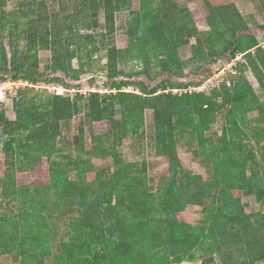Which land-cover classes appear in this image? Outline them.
Returning <instances> with one entry per match:
<instances>
[{
	"label": "trees",
	"instance_id": "1",
	"mask_svg": "<svg viewBox=\"0 0 264 264\" xmlns=\"http://www.w3.org/2000/svg\"><path fill=\"white\" fill-rule=\"evenodd\" d=\"M8 1L0 0V74L29 80L42 90L18 88L12 120L0 103V195L19 202L16 218H0V255L17 250L21 264H43L45 256L51 257L50 264H169L197 252L201 264L263 263L264 213L247 212L235 194L241 191L264 204V175L246 142L254 138L264 151V121L247 131L249 112L264 116V48L238 0H187L200 3L205 27H199L188 5L176 0H138L137 9L132 0H80L75 13L85 15L77 25L68 22L70 14L50 10L44 0H15L16 7L6 11ZM257 3L264 15V0ZM123 10L129 14L127 45L121 48L108 36L116 30L115 13ZM99 26L103 31L95 34ZM258 27L264 30V24ZM184 45L190 46V61L198 63L194 70L181 59ZM101 47L109 91L76 92L72 98L48 93L47 71L78 79L94 70L93 57ZM40 49L51 51L49 63H40ZM238 54L245 62H238L236 72L208 93L189 90L198 83L178 80ZM74 58L77 68L71 64ZM159 74L169 76L153 86L115 80L144 75L153 81ZM125 86L135 90H123ZM147 110L155 152L166 162V171L155 175L154 189L146 162L127 160L118 149L129 133L140 131ZM222 111L220 134L210 132ZM79 113L105 129L96 132L89 125L92 147L87 149L80 124L72 152L63 153L57 146L60 122ZM180 138L196 143L190 153L211 164L210 179L184 170L177 151ZM54 154L62 159L53 160ZM102 158L112 159L111 171L96 169L94 160ZM44 159L48 182L18 183V172L33 171ZM208 197L213 203L204 206ZM190 204L202 206L197 224L177 218ZM63 217L68 218V238L52 253L50 238Z\"/></svg>",
	"mask_w": 264,
	"mask_h": 264
},
{
	"label": "rangeland",
	"instance_id": "2",
	"mask_svg": "<svg viewBox=\"0 0 264 264\" xmlns=\"http://www.w3.org/2000/svg\"><path fill=\"white\" fill-rule=\"evenodd\" d=\"M47 3V6L51 9L62 11L66 14H70L68 17V22L73 24H80V19L84 17L85 14L83 12L75 13V5L80 0H44ZM180 5H184L186 0H176ZM191 4V3H190ZM192 12L195 16L196 22L199 27H205V18L203 14V9L201 8L200 3L191 5ZM237 6L243 13L245 19L253 26L255 32L260 38L261 44L264 46V30H260L258 27L260 24H264V15L259 12L257 0H238ZM16 7V1H8L4 10H11ZM66 8L62 10V8ZM132 7L137 9L138 8V0H132ZM201 9V10H200ZM128 11L123 10L115 14V23H116V30L115 32L108 36V39L111 44L116 45L117 47H125L127 45V35H126V19L128 18ZM98 20L100 24H103V13L102 11L98 14ZM76 29V28H75ZM103 31L101 26L93 29L95 34H99ZM83 32V31H82ZM5 44H7V40H4ZM20 44H23L21 42ZM180 56L183 62L187 65L190 70H194L196 67L197 62L190 61L191 56V49L189 45H184L179 48ZM105 49L103 47L95 54L93 59L95 60V67L93 71H87L79 75L78 79H71L69 78L64 72H46V77L51 79V84L60 85L63 87H71L73 86L76 89H79L78 92L86 94L89 89H93L92 91H99L100 92H107L103 91L104 86L108 88L110 83V79L107 77L105 80L103 77L106 76V72L104 70V64L106 63V59L104 58ZM39 61L41 64H46L51 61V51L49 49H40L38 51ZM238 57L232 59L228 62V60H219L215 64L211 65L210 68H206L200 70L197 73L191 72L187 76L183 78H179L180 82L190 83L194 82L193 84H200L199 86H190L189 90H203L204 92L208 93L211 88L218 86L223 80L229 79V76L236 72V66L238 62H245L242 54H238ZM101 58L99 63H96L98 58ZM71 64L73 68H77L78 60L77 58L72 59ZM249 73V72H247ZM169 75L167 74H159L158 77L150 81L144 75H137L132 78L126 76H118L115 80H140L147 84L148 86H153L157 82H159L163 78H168ZM11 76L4 75L3 73L0 74V85L3 81H6ZM55 78H59L61 81H56ZM29 81V80H28ZM104 81V82H103ZM63 82L69 84L68 86L64 85ZM102 85H104L102 87ZM2 86V85H1ZM25 86H20L19 88H24ZM1 88V87H0ZM256 92L262 93V89L258 84L254 85ZM35 90H42L39 86L34 88ZM8 90V89H6ZM123 90L132 91L135 90L133 86H125ZM48 93L51 91L47 90ZM182 90H174V92H181ZM67 93V92H66ZM65 93V94H66ZM16 91L11 90L10 93H7V98L0 101L2 107L4 108L6 115L10 118H14L13 114V107H12V99L16 95ZM248 119L250 120L249 126L247 127V131L251 132L252 128L255 126L261 127L263 124L264 116L260 115L257 111H251L247 114ZM82 124L85 129V147L90 149L92 147V142L90 139V131L88 124H91L88 118L83 114L79 113L66 123H61V135L57 139V146L63 153L72 152L73 149V140L77 134L78 126ZM225 125L224 113L219 112L215 122L211 125L210 132H216L220 134L223 126ZM91 127L95 128L94 131L101 132L105 129V126L101 122H93ZM140 131L132 135H129L123 139L118 146L119 151L122 153L123 157L130 161H137L138 163L141 161L146 162L147 166V174H148V183L154 189L155 188V175L157 172H165L166 171V162H164L160 156H158L155 152V143H154V129H153V122H152V113L150 111H146L145 113V121L144 124L139 129ZM207 132L206 134H209ZM2 135V128H0V136ZM216 139V138H215ZM218 140V139H216ZM248 143L249 148H252L258 157L260 163V172L264 175V151L260 148V145L255 142L254 138L246 140ZM196 146L194 142H188L186 138H180L177 141V151L180 155L182 160V164L185 171L191 172L193 174H200L204 179H210L212 177V166L210 163L201 162L200 157H194L190 153V150ZM2 152H0V157H2ZM53 160H61L59 154L53 155ZM40 163L41 166L38 167L33 173H20L18 176L19 183H25V181L30 182V184H41L44 182H48L49 179V172H48V161L43 160ZM94 164L97 170H106L111 171L112 169V159L111 158H102V159H95ZM2 171V167L0 166V172ZM74 171H71L69 176L74 178ZM216 192V190L214 191ZM235 194L241 196V200L244 203L245 210L247 212L252 211H261L264 213V204L259 202L254 196L252 195H245L241 191H235ZM213 203L212 197H208L204 200V206H209ZM19 210V202L14 200H7L0 195V218L2 216H6L9 219L16 218V214ZM203 216L202 206L199 205H188L186 208L177 214V218L182 221H186L192 224H197L200 222ZM68 230V218L63 217L58 221V228L56 229V234L54 238H50V246L52 253H57L59 251V242L61 240H66ZM18 257H15V256ZM197 252L195 253L194 258H189L183 260L179 263H169V264H201L199 258L196 256ZM51 257L45 256L43 264H50ZM0 264H21L20 256L18 251L15 250L12 254H5L0 255ZM261 264H264L261 263Z\"/></svg>",
	"mask_w": 264,
	"mask_h": 264
},
{
	"label": "built area",
	"instance_id": "3",
	"mask_svg": "<svg viewBox=\"0 0 264 264\" xmlns=\"http://www.w3.org/2000/svg\"><path fill=\"white\" fill-rule=\"evenodd\" d=\"M261 46L264 48V46L262 44H261ZM103 78L105 80H107L106 76H104ZM1 85H0V87H1L0 88V101H3V99L7 98V93H10L11 90H14V89H15V91H17V89L20 86H35V87L36 86H40V85H33L28 80L14 79L12 77L8 78L6 81H3V83ZM103 86L104 85H102V87ZM44 87H46L49 91H51L55 95H64V96H69L71 98L75 95L76 92L79 91V89H76L73 86H71V87H63V86H60V85L49 84V85H46ZM6 89H8V90H6ZM103 89H104L103 91H109L106 86H104ZM89 90L92 91L93 89L90 88Z\"/></svg>",
	"mask_w": 264,
	"mask_h": 264
},
{
	"label": "crops",
	"instance_id": "4",
	"mask_svg": "<svg viewBox=\"0 0 264 264\" xmlns=\"http://www.w3.org/2000/svg\"><path fill=\"white\" fill-rule=\"evenodd\" d=\"M190 3H191V4L194 3V4L197 5L198 2H194V1H191V2H190V1H187V0H186V3H185L184 5H188V6L191 8V6H190L191 4H190ZM236 4H237V2H236ZM237 7H238V6H237ZM239 10H240V9H239ZM240 11H241V10H240ZM118 12H120V11H117L116 13H118ZM116 13H115V14H116ZM193 15H194V14H193ZM237 57H238V56H237ZM13 114H14V117H15L14 110H13ZM83 114H84V113H83ZM74 116H76V115H74ZM74 116H73V117H74ZM7 117H8V116H7ZM73 117H72V118H73ZM8 118H9V117H8ZM72 118L60 122V131H61V132H62V130H61V126H62L61 123H66V124H68V122H69L70 120H72ZM9 119H10V118H9ZM13 119H14V118H13ZM11 120H12V119H11ZM89 125H90V124H88V127H89ZM94 129H95V128H94ZM84 130H85V129H84ZM89 131H90V130H89ZM60 135H61V133H60ZM85 140H86V139H85ZM41 164H42V163H40V164H39V165H38L33 171H28L27 173H33L38 167L41 166ZM20 173H21V172H18V173H17V181H18V176L20 175ZM22 174H23V173H22ZM18 183H19V182H18ZM19 184H22V183H19Z\"/></svg>",
	"mask_w": 264,
	"mask_h": 264
}]
</instances>
